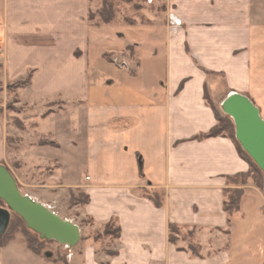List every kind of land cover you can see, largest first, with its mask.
Listing matches in <instances>:
<instances>
[{
  "label": "crops",
  "instance_id": "crops-1",
  "mask_svg": "<svg viewBox=\"0 0 264 264\" xmlns=\"http://www.w3.org/2000/svg\"><path fill=\"white\" fill-rule=\"evenodd\" d=\"M173 2L183 25L169 26L161 46L146 28L119 66L95 44L90 0H0L2 81L32 73L18 89L22 126L0 110V164L16 181L44 176L46 188L90 197L82 208L89 223L74 221L79 242L56 241L70 249L68 264H264V191L246 185L231 223L223 208L233 187L226 177L249 163L229 137L194 138L217 123L206 92L216 106L245 95L264 119V0ZM12 137L21 142L14 152ZM148 187L163 192L164 207L144 196ZM109 222L120 236L93 238ZM170 223L182 229L174 242ZM46 253L15 237L0 246V264H64Z\"/></svg>",
  "mask_w": 264,
  "mask_h": 264
},
{
  "label": "rangeland",
  "instance_id": "rangeland-1",
  "mask_svg": "<svg viewBox=\"0 0 264 264\" xmlns=\"http://www.w3.org/2000/svg\"><path fill=\"white\" fill-rule=\"evenodd\" d=\"M104 1H108L112 4L114 16L113 20L107 24L102 23L98 16L93 21L94 23L92 26H100L99 30L101 31V33H98L99 35H97L100 37L95 44H101L103 48L105 47V50H107L104 57L108 60L114 61V63L119 66H126V59L132 58V56L136 53V50L138 51L137 41L141 39L145 41L147 34L146 28L154 32L156 45L160 44L161 46V41L163 40V35L165 34L164 32L168 29V27H177L171 23L170 15L174 14L182 21L178 15L176 5L173 2L174 0H93L90 4L92 13L95 14L99 9H101L102 6H104ZM92 40H95V38ZM143 49H146V45H144ZM2 71V64L0 63V110L3 115L5 112L8 116L10 125L19 127L22 121L18 114L21 112L22 107L18 105V99L15 96V91L18 93L19 88H17V84H15L16 82H3L1 78L3 74ZM218 108L222 113L226 114L222 109V103L221 105L219 104ZM8 144L11 152L17 151L21 146L19 137H12ZM15 159H17V157L9 159L8 163L18 174V166L14 165V163H18V161ZM49 170L50 169L47 171L49 172ZM42 177L44 176H39L37 181L27 183L24 181L19 182L17 180L22 194L26 195L25 193L28 191H32L33 194L41 193L44 197H40V195L39 198L44 200V202L46 201L48 203L46 206H48L50 210L54 211L60 217L68 219L72 222L76 221L77 223H84V225H87L90 219L85 217L83 218L84 215L82 208L84 207V204L70 203L72 194L83 200V192H73L71 189L68 192L61 191L60 189H54L52 186L50 188H46L44 186L47 184L51 185V183L41 179ZM23 183L30 186L27 187ZM103 230L100 232H103ZM100 232L95 233L93 238ZM30 234L32 237H38L40 243L42 242L41 250L43 251V255L45 252H51L52 257L59 256L60 258L69 259L70 249L65 248L55 240L41 239L39 234ZM88 236L92 237L91 234ZM16 237L23 238V235L19 232Z\"/></svg>",
  "mask_w": 264,
  "mask_h": 264
},
{
  "label": "water",
  "instance_id": "water-1",
  "mask_svg": "<svg viewBox=\"0 0 264 264\" xmlns=\"http://www.w3.org/2000/svg\"><path fill=\"white\" fill-rule=\"evenodd\" d=\"M222 109L233 118L238 141L264 174V119L258 107L247 96L233 93L223 100ZM0 199L5 202V206L0 205V237L7 231L12 214L16 213L41 239L55 240L71 247L79 242V226L22 194L16 178L3 164H0ZM51 255V252L46 253L47 257Z\"/></svg>",
  "mask_w": 264,
  "mask_h": 264
},
{
  "label": "trees",
  "instance_id": "trees-1",
  "mask_svg": "<svg viewBox=\"0 0 264 264\" xmlns=\"http://www.w3.org/2000/svg\"><path fill=\"white\" fill-rule=\"evenodd\" d=\"M93 0H90L92 2ZM101 9H99L95 14L92 13L90 9L89 12V20L91 24H93L94 20L98 16L101 19L102 23H110L113 20V11H112V4L108 1H104ZM208 73H211L210 71ZM32 73L30 72L25 80H19L15 84H17V88L24 87L30 83ZM184 85V81L180 84V88L182 89ZM16 88V89H17ZM15 96L18 99V93L15 91ZM206 103L212 108L217 123L214 127H212L208 132L200 133L196 135L194 138L202 140L204 138L216 137V136H226L231 138L236 146L238 154L241 158L246 160L249 163V170L246 172H239L234 175L227 176V182L233 187L225 189V193L227 194V198L224 200L223 208L228 214V223L232 222V217L238 216L241 212V204L243 198L246 194L245 186L249 183L255 184L259 189L264 191V174L263 171L259 168L253 158L247 153V151L242 147L240 142L236 137V126L233 118L228 114L222 113L218 106H216L214 100L211 98L209 93L206 92L205 94ZM22 123H20V127ZM143 194L146 198L150 199L156 207L162 208L165 206V198L164 194L161 190L153 187H148L143 189ZM90 201V197L87 194L83 193V200L79 199L78 197L71 195L70 203L74 204H87ZM0 205L5 206V202L0 199ZM170 241L174 242L176 240V233L181 232L182 229L175 223H170ZM113 228V229H112ZM21 232L23 235V239L26 242L29 249L37 254H42L43 251L41 250L42 242L38 240V237L31 236L30 233H37L33 232L29 229L25 221L22 217L18 214L13 213L12 218L9 224L7 231L4 233L2 237H0V246H5L8 244L12 239H14L17 233ZM121 234V228L116 226L113 222H109L105 227L103 232L98 233L96 235V239L104 238L105 236H113L119 237ZM186 237L189 239V247L192 252L196 255H199V246L194 242L195 232L188 231L186 232ZM37 243V244H34ZM45 254V253H44ZM45 256V255H44ZM47 257V256H46ZM49 259H54L51 257ZM58 260L64 262V264H68L67 259L58 258Z\"/></svg>",
  "mask_w": 264,
  "mask_h": 264
},
{
  "label": "built area",
  "instance_id": "built-area-1",
  "mask_svg": "<svg viewBox=\"0 0 264 264\" xmlns=\"http://www.w3.org/2000/svg\"><path fill=\"white\" fill-rule=\"evenodd\" d=\"M170 21L174 26L180 27L182 25V21L174 14L170 15Z\"/></svg>",
  "mask_w": 264,
  "mask_h": 264
}]
</instances>
